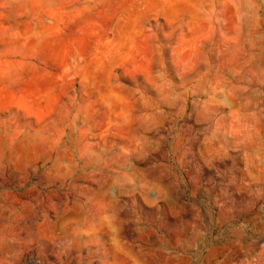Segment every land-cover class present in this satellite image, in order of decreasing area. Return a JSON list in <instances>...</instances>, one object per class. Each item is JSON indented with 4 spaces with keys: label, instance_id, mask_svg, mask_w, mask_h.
<instances>
[{
    "label": "rangeland",
    "instance_id": "rangeland-1",
    "mask_svg": "<svg viewBox=\"0 0 264 264\" xmlns=\"http://www.w3.org/2000/svg\"><path fill=\"white\" fill-rule=\"evenodd\" d=\"M0 264H264V0H0Z\"/></svg>",
    "mask_w": 264,
    "mask_h": 264
}]
</instances>
